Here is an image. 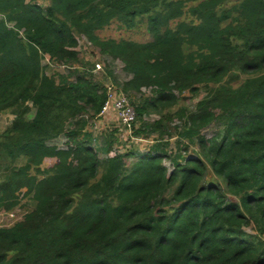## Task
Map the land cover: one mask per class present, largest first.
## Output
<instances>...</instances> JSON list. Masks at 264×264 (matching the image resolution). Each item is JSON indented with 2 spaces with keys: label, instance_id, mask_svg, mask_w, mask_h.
Returning <instances> with one entry per match:
<instances>
[{
  "label": "trees",
  "instance_id": "trees-1",
  "mask_svg": "<svg viewBox=\"0 0 264 264\" xmlns=\"http://www.w3.org/2000/svg\"><path fill=\"white\" fill-rule=\"evenodd\" d=\"M48 1L0 0V117L15 116L0 132V213L23 191L35 203L0 219V264H264V0ZM115 21L151 39L101 37ZM76 34L120 57L125 91L156 88L159 119L131 102L133 133L158 137L129 162L114 135L101 156L83 130L108 92ZM202 90L172 126L175 91ZM64 133L68 149L49 143Z\"/></svg>",
  "mask_w": 264,
  "mask_h": 264
},
{
  "label": "rangeland",
  "instance_id": "rangeland-1",
  "mask_svg": "<svg viewBox=\"0 0 264 264\" xmlns=\"http://www.w3.org/2000/svg\"><path fill=\"white\" fill-rule=\"evenodd\" d=\"M43 5H49L48 0H40ZM198 0H188L189 4H196ZM99 35L103 38H130L136 41H147L151 39V35L147 30L145 24L140 23L135 25L131 28H128L118 21L113 22L107 28H104L99 32ZM76 39L79 41L77 49L80 51V59L82 61L87 62L84 67L91 68L94 73L95 79L103 85L102 89H106L110 94H126L128 95V99H131V102L137 103H144L149 110V114L144 115V118L149 121H153L155 119H159V113L153 110V107L150 104H147L145 101L151 100L156 94L155 87H148L143 86L140 90L136 89H129L128 91L124 90V83L132 77L133 73L128 69L124 68V62L119 58H112L107 53H101V50L98 46L93 45V42L85 35V34H76ZM184 49L188 50V45L184 46ZM47 60H43V64L45 65ZM53 63V62H52ZM109 63V65H107ZM54 64V63H53ZM107 65V66H106ZM60 69H64L67 72L66 65L58 66ZM82 69V66H79ZM48 72H52V67H49ZM82 71V70H81ZM176 95L178 96V102L175 105H171L166 107L164 111L166 113H170L172 115V126L178 125L182 126L183 121L182 118L176 115L177 111L181 107H188L191 111L194 108V104L201 98L205 92L202 90L198 94H194L190 91H185L181 95L178 91H175ZM117 97L115 95H112ZM14 115L9 112L2 113L0 117V132H2L6 127H8L14 119ZM84 119V131L90 132L92 136L91 144L95 146L98 150L99 155L106 156V139L107 137L112 134L116 137L114 149L119 153H123L124 155L129 156L130 154L138 153L142 154L147 152L150 148L152 143V138L158 137L157 133L150 136V138H144L138 135H135L132 130L126 129L118 115V112L115 109H110V111L106 114H99L95 115L91 111V113L84 112L80 116ZM137 124V123H136ZM72 125V122L69 123ZM219 131V127L216 125H211L203 129L202 133L211 136L213 133ZM167 135H165L166 137ZM177 139L178 136L174 134L172 137L168 138L170 145L168 147L169 152L172 150H176L177 147ZM68 137L67 134L60 135L57 139L51 140L49 143L53 145H59L60 147H64L65 143H67ZM196 147L190 146V153ZM129 153V154H127ZM135 157L129 156L126 158V162L134 159ZM52 160H48L44 162L43 166L45 167L48 163ZM25 161L24 159L18 160L17 164H23ZM166 165L171 170L172 164L170 161H166ZM5 164L0 162V181L2 179V174L4 172ZM48 166V165H47ZM23 192L19 193L20 203L17 205L15 212H9L10 215L14 216L12 218H17L22 216L26 211H29L34 206V201L30 199V196H23ZM3 220L6 221L7 218L3 216ZM10 218V217H8Z\"/></svg>",
  "mask_w": 264,
  "mask_h": 264
},
{
  "label": "built area",
  "instance_id": "built-area-1",
  "mask_svg": "<svg viewBox=\"0 0 264 264\" xmlns=\"http://www.w3.org/2000/svg\"><path fill=\"white\" fill-rule=\"evenodd\" d=\"M112 95H115L117 97H114ZM127 96L128 95L124 93L119 94V95H116L114 93L113 94L108 93V99L104 102V105L102 107L100 114H106L110 111V109H115L118 112L119 118L123 126L128 130H132L134 129V123L137 120V112H136V108L134 107V105L131 103V101L128 99ZM67 143L64 144V146L67 148L60 147L59 145H58V148L68 149ZM9 212H12V211L1 212L0 219L3 220L4 219L3 216H4L9 221L15 220L16 218L15 219L12 218L14 214L10 215Z\"/></svg>",
  "mask_w": 264,
  "mask_h": 264
}]
</instances>
